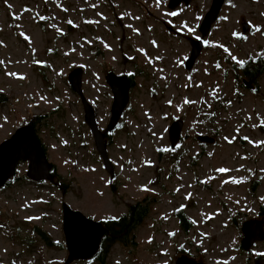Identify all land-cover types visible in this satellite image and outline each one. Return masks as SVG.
<instances>
[{
	"label": "rangeland",
	"instance_id": "rangeland-1",
	"mask_svg": "<svg viewBox=\"0 0 264 264\" xmlns=\"http://www.w3.org/2000/svg\"><path fill=\"white\" fill-rule=\"evenodd\" d=\"M211 3L192 0L171 10L169 0H0V93L7 96L0 143L43 115L39 135L69 185L64 193L50 182L36 184L28 165H19L0 190V264H68L64 204L107 221L148 196L156 204L136 230L138 246L114 245L106 264H176L183 254L207 264H264V240L241 247L244 222L255 220L264 231V76L257 92L233 78L250 57L264 55V0H227L188 70L189 39L201 38ZM77 67L102 130L113 104L106 74L135 80L107 145L113 175L69 84ZM176 119L184 128L172 146ZM201 135L216 140L201 142ZM35 226L59 244L47 245Z\"/></svg>",
	"mask_w": 264,
	"mask_h": 264
},
{
	"label": "water",
	"instance_id": "water-1",
	"mask_svg": "<svg viewBox=\"0 0 264 264\" xmlns=\"http://www.w3.org/2000/svg\"><path fill=\"white\" fill-rule=\"evenodd\" d=\"M192 0H169L168 7L176 9L181 4L189 6ZM227 0H212L209 10L204 15L199 32L201 38H190L191 52L186 61V68L192 70L204 49V39L209 35L213 25L217 22L223 6ZM245 29L248 23H244ZM84 69L77 67L68 75L71 88L79 95L84 106V119L90 128L97 150L102 156L105 168L111 175L115 173V168L106 147L105 135L101 130L96 109L90 103L83 89ZM107 84L113 94V104L111 107V117L107 125V131H113L121 121L123 114L130 103L131 80L126 75H119L114 71H109L106 75ZM252 86L251 82H248ZM184 128L183 119H177L169 127V136L172 146L181 139ZM200 141L213 143L214 137L201 135ZM21 161H29L27 175L36 182L49 180L53 182L54 164L49 160L43 143L37 137L35 128L31 124L18 127L15 132L0 143V189H2L17 173V168ZM63 231L68 250V264L75 261H87L95 258L101 248L106 226L103 221H96L79 210H75L67 204L63 206ZM242 248L246 251L252 249L257 241L264 240V231L257 227L256 221H246L242 225ZM176 264H206L199 262L189 256L182 255L176 260Z\"/></svg>",
	"mask_w": 264,
	"mask_h": 264
},
{
	"label": "trees",
	"instance_id": "trees-1",
	"mask_svg": "<svg viewBox=\"0 0 264 264\" xmlns=\"http://www.w3.org/2000/svg\"><path fill=\"white\" fill-rule=\"evenodd\" d=\"M242 68L246 71V75L250 78H254L258 80L264 75V55L259 57H250L248 61H246ZM233 67V66H231ZM230 67V68H231ZM231 71H236L231 68ZM229 74V73H227ZM226 74V75H227ZM233 77L241 86L243 85L242 76L239 74H234ZM245 87V86H244ZM7 101V96L4 93H0V103H5ZM43 115H34L30 121L25 122L24 124H32L33 126L45 125L47 122H44ZM15 180V179H13ZM13 180H10L13 181ZM58 188L61 189L64 193L68 191L69 185L61 181L58 184ZM2 188L1 190H3ZM155 198L145 197L142 200H139L135 203L129 204L127 213L123 214L121 217L117 219H110L107 221H103L106 226V233L104 235V239L101 244L100 251L98 255L88 260L94 264H106V260L109 257L111 248L116 244H121L127 248H136L138 246V240L136 235V230L145 223V221L150 217L151 212L154 208ZM177 215L179 216L182 225L187 229V226L190 223L189 218L186 216V213L183 210H180ZM259 215L264 216V205L261 206V210ZM34 231L37 235H39L47 245L55 246L59 243L55 242L48 233L43 230L41 227L35 226ZM261 256V255H259ZM260 260V259H259Z\"/></svg>",
	"mask_w": 264,
	"mask_h": 264
},
{
	"label": "flooded vegetation",
	"instance_id": "flooded-vegetation-1",
	"mask_svg": "<svg viewBox=\"0 0 264 264\" xmlns=\"http://www.w3.org/2000/svg\"><path fill=\"white\" fill-rule=\"evenodd\" d=\"M181 6V5H180ZM206 47H207V44L205 43V46H204V48L206 49ZM246 62V61H245ZM244 62V63H245ZM230 66H233V64H231ZM238 71H239V73H240V75L242 76V82H243V85L247 88V89H249V90H251V91H254V92H257V91H259V89H260V83H259V80H260V78L258 79V80H255L254 78H250L248 75H246V71L244 70V68H242V66H239V69H238ZM262 78V77H261ZM130 79H131V82H132V88H133V86H134V84H135V80L133 79V77H130ZM251 82L252 83V86H249V84H247V82ZM24 125H26V124H24ZM119 126V125H118ZM34 128H35V133H36V135L41 139V137H40V135H39V125H36V126H34ZM103 132H104V135H105V141H106V144L108 145V143H110L111 142V137L114 135V132L112 131V133L111 132H107L106 130H102ZM42 141V140H41ZM43 142V141H42ZM44 144V143H43ZM44 146H45V144H44ZM45 148H46V146H45ZM48 153V152H47ZM29 164V162L28 161H26V162H24V161H21V163L20 164ZM53 163V162H52ZM18 169H19V167H18ZM53 173L55 174V181L52 183V184H55V185H58L59 183H60V174H59V172H58V169H57V166L55 165V170L53 171ZM27 175V174H26ZM30 179V178H29ZM31 180V179H30ZM32 182H35V181H33V180H31ZM49 181H43V182H35L36 184H45V183H48ZM189 257H191V258H193V259H196V260H198L197 258H195L194 256H189ZM199 261V260H198Z\"/></svg>",
	"mask_w": 264,
	"mask_h": 264
},
{
	"label": "snow or ice",
	"instance_id": "snow-or-ice-1",
	"mask_svg": "<svg viewBox=\"0 0 264 264\" xmlns=\"http://www.w3.org/2000/svg\"><path fill=\"white\" fill-rule=\"evenodd\" d=\"M10 75H15V74H10ZM220 171L224 172V171H228V169H220Z\"/></svg>",
	"mask_w": 264,
	"mask_h": 264
}]
</instances>
